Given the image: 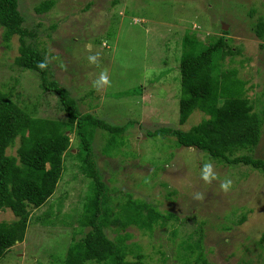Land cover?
<instances>
[{
	"label": "rangeland",
	"instance_id": "obj_1",
	"mask_svg": "<svg viewBox=\"0 0 264 264\" xmlns=\"http://www.w3.org/2000/svg\"><path fill=\"white\" fill-rule=\"evenodd\" d=\"M40 1L18 0L24 26L34 34L26 38L44 54L52 79L69 89L80 112L126 126L107 151L109 135L94 131L92 167L113 195L106 205H121L129 193L177 217L152 231L111 227L105 230L107 236L115 239L129 232L126 243L132 250L126 258L134 259L138 251L143 264H182L176 257L180 241L199 238L213 264H264V173L242 163H216L204 152L176 146L172 135L147 134L162 127L188 130L207 117L195 109L185 123H178L179 55L187 32L203 44L221 35L229 40L234 52L221 60L218 73L235 70L260 113L264 39L257 37L254 26L260 16L264 21V0H56L39 14L34 6ZM8 44L0 28L2 90L32 115L65 120L57 95L40 87L39 74L13 63L19 36ZM89 56H97V62L90 63ZM102 72L108 84L100 80ZM93 81H98L97 88ZM74 136L71 132L72 153L78 141ZM17 144L18 139L7 153L15 154ZM249 153L264 159V121L259 142ZM206 162L217 174L210 184L201 178ZM80 163L75 154L63 155L64 168L53 194L31 209L24 240L16 242L0 264H62L68 246L85 229L83 207L93 191L92 178ZM225 179L232 181L228 192L220 188ZM196 193L203 199H194ZM13 219L9 209L0 211V221Z\"/></svg>",
	"mask_w": 264,
	"mask_h": 264
},
{
	"label": "trees",
	"instance_id": "obj_2",
	"mask_svg": "<svg viewBox=\"0 0 264 264\" xmlns=\"http://www.w3.org/2000/svg\"><path fill=\"white\" fill-rule=\"evenodd\" d=\"M55 3L56 0H42L34 6V10L39 14L45 13ZM24 21L18 0H0L3 42L8 46L12 36H19L18 54L13 63L20 69L39 74L40 87L57 95L66 118L56 120L32 115L25 105L20 106L0 87V211L9 209L14 215L13 220L0 221V258L16 242L24 240L31 209L44 204L53 194L64 168L63 155L70 152L83 163V171L92 178L93 191L83 207L82 226L85 229L68 246L62 264H85L88 261L95 264H143L142 254L138 251L134 259L126 258L128 250H132L126 243L131 236L129 232L124 231L123 235L111 239L105 230L136 226L140 230L152 231L155 225L166 224L170 218L177 217L171 212L162 213L148 201L133 199L129 193L125 194L121 205H106L113 195H109L107 184L92 167L95 165L92 158L94 131L102 129L109 135L107 151L116 145L115 137L120 136L126 126H114L93 112L78 110L77 101L69 89L52 79L49 64L44 70L37 67V63L45 57L26 38L34 34L24 26ZM254 30L259 39H264L261 16L255 22ZM193 36L188 32L184 34L179 55L181 95L178 123H185L195 109L207 117L188 130L162 127L147 131V134L172 135L176 146L204 152L208 159L216 163H242L264 173V159L249 153L260 139L264 105L260 113L254 111L246 95V82L237 77L235 70L229 71V74L222 70L218 73L221 60L234 52L224 35L216 36L205 44ZM71 132L78 139L75 153H72ZM17 139L15 154L7 153ZM244 218L242 216L240 221ZM261 239L264 240V233ZM201 240H181L177 259L182 264H213L203 252ZM162 254L165 255V252Z\"/></svg>",
	"mask_w": 264,
	"mask_h": 264
},
{
	"label": "clouds",
	"instance_id": "obj_3",
	"mask_svg": "<svg viewBox=\"0 0 264 264\" xmlns=\"http://www.w3.org/2000/svg\"><path fill=\"white\" fill-rule=\"evenodd\" d=\"M90 63H96L97 62V56H89L88 57ZM37 67L40 68L41 70H44L48 67V61L47 59L39 61L37 63ZM100 80L103 81L105 84H108V77L106 73H101L100 75ZM98 84V81H93V86L96 87ZM97 88V87H96ZM201 178L206 182V183H211L212 180L217 179V174L213 170V165L211 162H206L203 164L202 169H201ZM232 181L230 179H225L220 182V188L224 192H228L229 189L231 188ZM194 199H203V195L201 193H196L194 196Z\"/></svg>",
	"mask_w": 264,
	"mask_h": 264
}]
</instances>
